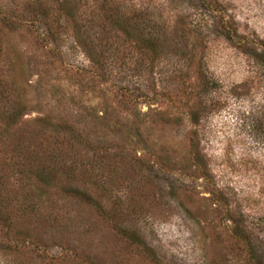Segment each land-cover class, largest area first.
<instances>
[{"label":"rangeland","instance_id":"374dc122","mask_svg":"<svg viewBox=\"0 0 264 264\" xmlns=\"http://www.w3.org/2000/svg\"><path fill=\"white\" fill-rule=\"evenodd\" d=\"M0 264H264V0H0Z\"/></svg>","mask_w":264,"mask_h":264},{"label":"trees","instance_id":"16d2710c","mask_svg":"<svg viewBox=\"0 0 264 264\" xmlns=\"http://www.w3.org/2000/svg\"><path fill=\"white\" fill-rule=\"evenodd\" d=\"M250 54L252 56H255L256 59H260L261 57H263V55L259 54L257 51H256V48H252L250 50Z\"/></svg>","mask_w":264,"mask_h":264}]
</instances>
